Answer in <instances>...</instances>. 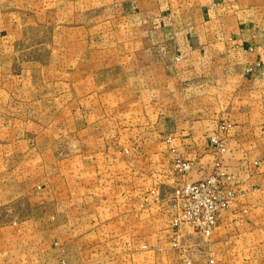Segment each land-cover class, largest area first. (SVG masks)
<instances>
[{"label": "crops", "instance_id": "crops-1", "mask_svg": "<svg viewBox=\"0 0 264 264\" xmlns=\"http://www.w3.org/2000/svg\"><path fill=\"white\" fill-rule=\"evenodd\" d=\"M43 1L38 26L58 40L53 62L39 56V102L76 114L78 149L70 195L32 192L34 206L56 201V228L41 234L30 216L0 228V264H264V0ZM15 42L8 80L21 79ZM177 159L184 180L221 170L238 192L210 238L184 228L183 248L155 202L180 180Z\"/></svg>", "mask_w": 264, "mask_h": 264}, {"label": "rangeland", "instance_id": "rangeland-1", "mask_svg": "<svg viewBox=\"0 0 264 264\" xmlns=\"http://www.w3.org/2000/svg\"><path fill=\"white\" fill-rule=\"evenodd\" d=\"M46 4L49 2L43 0H0V38L4 40V49L0 51V228L12 226L10 234L16 230L14 228L19 225L18 218L21 216L36 217L37 225L34 228L41 234L56 228L55 221H52L58 209L56 201L54 204L34 206L32 192L38 186L51 184L58 191V202L62 200V196L66 198L70 195V192L65 191L72 181L70 157L78 149L74 145V139L76 142L75 137L78 136L74 130L76 114L62 112V107L56 105L54 97L41 98L43 100L39 102V56L43 54V59L48 58V62H53L56 55L53 42L58 40L53 27L42 29L38 26V15L42 14L44 17L43 9ZM62 4L65 7V2ZM95 4L102 2L96 1ZM65 19L66 17H61V20ZM14 40L18 45V53L11 54L10 58H16L14 74L21 79L8 80L7 74L13 69H7L6 46L9 41ZM43 43L46 46L40 49L44 46ZM27 57L33 59L35 64L27 66L26 73H23L22 59ZM49 67L47 65V77L54 79V70ZM54 89H47L46 92L53 93ZM78 116L82 117L81 114ZM128 149H125L126 153H129ZM183 161L177 159L173 163V173L180 177L175 186L172 189L161 186L155 194V197L158 196L155 202L159 204V213L165 217L167 209L170 210L171 222L177 213L175 205L178 199L175 190L187 182L184 176L189 172L183 173L176 168L175 165ZM145 180L144 178V185L150 183H145ZM146 198L147 195L144 194V202ZM165 201L167 205L163 206ZM186 226L181 228L180 236ZM170 229L174 235L175 231L172 227ZM144 236L148 235L144 233Z\"/></svg>", "mask_w": 264, "mask_h": 264}, {"label": "built area", "instance_id": "built-area-1", "mask_svg": "<svg viewBox=\"0 0 264 264\" xmlns=\"http://www.w3.org/2000/svg\"><path fill=\"white\" fill-rule=\"evenodd\" d=\"M178 171L188 172L190 163L179 162L175 165ZM225 172L217 170L205 179L187 181L176 188L177 213L172 219V228L175 231L172 244L175 248H183L180 243L179 232L183 226H190L202 238H210L218 226L221 211L226 210L238 196L237 190L224 179ZM183 264H193L192 258L186 257Z\"/></svg>", "mask_w": 264, "mask_h": 264}]
</instances>
